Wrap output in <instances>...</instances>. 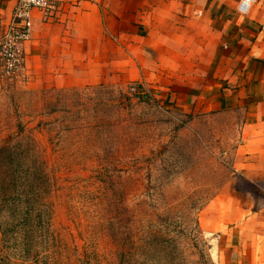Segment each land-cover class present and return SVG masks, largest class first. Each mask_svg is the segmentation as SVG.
<instances>
[{
	"label": "rangeland",
	"instance_id": "rangeland-1",
	"mask_svg": "<svg viewBox=\"0 0 264 264\" xmlns=\"http://www.w3.org/2000/svg\"><path fill=\"white\" fill-rule=\"evenodd\" d=\"M127 68L81 85L37 79L31 64L19 80L0 76V147L31 139L52 180L36 200L12 186L0 194V264H216L214 239L227 230L205 228L213 206L264 208V174H250L264 173V160L237 151L242 102L219 91L205 104L206 77H129ZM154 192L202 206L199 235L180 233L182 217L161 233Z\"/></svg>",
	"mask_w": 264,
	"mask_h": 264
},
{
	"label": "crops",
	"instance_id": "crops-1",
	"mask_svg": "<svg viewBox=\"0 0 264 264\" xmlns=\"http://www.w3.org/2000/svg\"><path fill=\"white\" fill-rule=\"evenodd\" d=\"M14 1L0 0V36ZM238 2L53 0L47 22L33 15L25 66L35 67L37 79L75 85L97 82L107 71L124 73L126 66L129 77L164 73L176 82L206 77L202 94L212 95L205 104L213 106L219 91L242 102L245 121L237 151L264 160V0H255L245 15L237 13ZM194 86L199 98V83ZM218 203L205 226L227 230L226 238L214 239L216 264H264V208L247 212L231 200Z\"/></svg>",
	"mask_w": 264,
	"mask_h": 264
},
{
	"label": "trees",
	"instance_id": "trees-1",
	"mask_svg": "<svg viewBox=\"0 0 264 264\" xmlns=\"http://www.w3.org/2000/svg\"><path fill=\"white\" fill-rule=\"evenodd\" d=\"M98 86L102 87V84H99ZM21 150L23 154L19 153ZM37 151L38 148L31 139H28V143L25 144L8 140L3 146L0 147V194L7 190L9 186H12L15 192H26L29 195H33L31 198L32 200H36V192H43L52 187V180L49 178L46 172L47 168L45 166V162L41 157H39V155H37ZM213 194H211L210 197H213ZM25 196L28 195L25 194L23 196L25 202L30 200ZM149 197H154L155 199L160 200L162 209L164 211L163 215H155L158 217L157 221L159 222L161 233L164 231L166 232L169 226L171 227V230L172 228L180 227V224L177 226L176 222H172V220L174 218L182 217L183 219L185 218L181 223L183 225V229L185 230L181 229L180 233L184 231L186 232L187 228L190 227L189 234L195 236L199 235L196 215L202 206L200 208L194 207L193 205L190 207L183 206L181 199L184 197V195L179 193H177L176 196L170 197L166 192H154ZM205 197L207 198H205V200L210 198L208 192L206 193ZM8 200L13 201V199H5L2 201V203L7 202ZM0 212H2L1 206ZM29 212L30 211H27L28 215ZM24 215H26V213H23V216ZM35 217L37 218L38 215ZM186 221L188 222L186 228H184ZM28 223H30V221Z\"/></svg>",
	"mask_w": 264,
	"mask_h": 264
},
{
	"label": "built area",
	"instance_id": "built-area-1",
	"mask_svg": "<svg viewBox=\"0 0 264 264\" xmlns=\"http://www.w3.org/2000/svg\"><path fill=\"white\" fill-rule=\"evenodd\" d=\"M255 0H239L236 11L247 14ZM53 0H15L9 21L0 36V76L8 80H19L25 74L24 46L32 35V18L38 14L41 22H47L53 12ZM134 88L130 91L134 93Z\"/></svg>",
	"mask_w": 264,
	"mask_h": 264
}]
</instances>
